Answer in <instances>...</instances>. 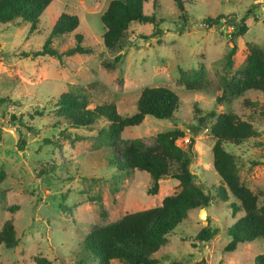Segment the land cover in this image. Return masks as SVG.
<instances>
[{"label": "rangeland", "instance_id": "1", "mask_svg": "<svg viewBox=\"0 0 264 264\" xmlns=\"http://www.w3.org/2000/svg\"><path fill=\"white\" fill-rule=\"evenodd\" d=\"M108 1L51 0L32 33L25 22L0 25V228L10 219L17 239L11 248L0 245V264H35L36 256L52 264H92L82 249L90 230L124 213L158 205L178 188L176 180L162 177L151 195L146 193L152 182L145 172L117 176L110 171L107 148L97 146L99 126L70 127L52 111L54 97L69 86L87 90L88 108L111 103L119 114L134 109L143 87L174 91L178 105L171 118L145 116L139 125L123 128L114 141L122 147L137 137L149 145L157 132L171 129L185 133V138L175 141L183 149L187 138L193 139L188 168L194 183L209 196L205 218L197 217V208L189 210L152 257L157 264H250L255 255L264 254V237L223 250L229 240L226 228L242 211L232 215L229 205L234 198L227 193L222 201L217 195L220 181L211 166L210 121L196 132L190 126L197 124L194 115L210 110L232 112L249 121L257 135L223 148L234 156L241 181L262 192L264 200V115L258 112L264 108V94L246 90L241 96L227 97L226 93L227 99L215 102L218 82L231 73L222 61L229 39L238 49L251 43L264 50V0H192L187 22H181L172 0H157V7L149 3L143 10L163 19L156 23L161 32L144 39L137 34L148 35L154 27L133 23L117 51L102 45L99 15ZM61 12L77 15L78 25L68 35L51 40L57 56H22L20 51L40 48ZM218 16L223 17L217 23L205 25L207 17ZM240 19L246 26L242 35L220 28L223 21L239 24ZM75 34L89 44L91 53H65ZM199 67L206 72L205 83L198 90L185 89L178 82L179 71L189 73ZM207 224L216 229L214 236L207 242L195 240L196 232ZM109 264L125 263L111 260Z\"/></svg>", "mask_w": 264, "mask_h": 264}, {"label": "trees", "instance_id": "2", "mask_svg": "<svg viewBox=\"0 0 264 264\" xmlns=\"http://www.w3.org/2000/svg\"><path fill=\"white\" fill-rule=\"evenodd\" d=\"M50 1L0 0V25L25 22L28 24V33H32L37 29L39 17ZM172 2L181 22H187V6L192 0ZM149 3L153 9L158 6L157 0H109L99 15L103 27L102 45L110 51L119 50L126 42L130 25L133 23L150 24L154 27L148 35L137 34L144 39L160 33L161 29L157 28L156 23L163 19L157 18L153 12L147 13L143 10ZM219 17L223 16L214 19L207 17L205 25L209 26L210 22L217 23L215 21ZM230 21L232 32L242 35L246 30L243 20L240 19L239 24ZM77 25V15L61 12L55 18L40 48L20 51V54L24 57L57 56V52L50 45L51 40L68 35ZM73 38V46L65 50L67 55L91 53L89 44L82 42L81 35L75 34ZM229 43L230 47L222 61L224 66H230L231 73L228 79L218 82L215 102L220 103L227 97L241 96L246 90L264 94V50L251 43H245L238 49L232 38ZM235 56H238L237 60L234 59ZM205 79L206 72L203 67L189 73L179 71L178 82L189 91L200 89ZM244 101L246 105L257 106L255 101ZM87 104V90L79 86H69L54 97L52 111L55 117L70 127L99 126L97 146L107 148L110 171L115 175H128L133 171L145 172L152 182L146 193L151 195L156 193L158 180L162 177L176 180L178 188L173 193L164 195L158 205L124 213L118 219L90 230L82 242V249L92 264H109L111 260L125 264H157L152 254L166 243V235L187 217L189 210L204 208L208 203V194L194 183L193 174L188 168L193 139L187 138L186 149H183L176 145L175 141L183 138L185 133L180 129H171L157 132L149 145H145L137 137L129 139L122 147H117L114 141L120 138L123 128L139 125L145 116L154 119L171 118L178 105L177 95L165 86L143 87L135 101L134 109L127 114L117 113L111 103L92 108H88ZM194 111L198 112L196 108ZM258 112L264 115V108H260ZM194 116L197 118V124L190 126L192 132H196L201 125L210 121L207 129L213 138L210 148L211 166L220 181L217 187L219 199L225 201L229 193L235 200L229 205L231 214L242 211V215L226 228L229 240L223 250L229 252L239 243L264 237V200L261 198L263 194L253 191L241 181L234 156L223 148L225 144H239L256 136L257 132L249 121L240 119L232 112L216 113L210 110L202 116ZM19 144L23 142L19 141ZM9 209H16V206H9ZM215 233L216 229L207 224L196 232L194 239L207 242ZM16 243L12 221L7 219L0 228V245L11 248ZM34 263L52 264L41 256L34 257ZM250 264H264V254L255 255Z\"/></svg>", "mask_w": 264, "mask_h": 264}, {"label": "built area", "instance_id": "3", "mask_svg": "<svg viewBox=\"0 0 264 264\" xmlns=\"http://www.w3.org/2000/svg\"><path fill=\"white\" fill-rule=\"evenodd\" d=\"M228 21H229V20L223 21L222 24L220 25V28H221V29H225V30L229 33L230 31L232 32V30H233V26H232V24L229 23ZM183 138H185V135H184Z\"/></svg>", "mask_w": 264, "mask_h": 264}, {"label": "water", "instance_id": "4", "mask_svg": "<svg viewBox=\"0 0 264 264\" xmlns=\"http://www.w3.org/2000/svg\"><path fill=\"white\" fill-rule=\"evenodd\" d=\"M9 119L12 120L13 116H10ZM197 217L200 218V219H204L205 218V210H204V208H199L198 209Z\"/></svg>", "mask_w": 264, "mask_h": 264}]
</instances>
